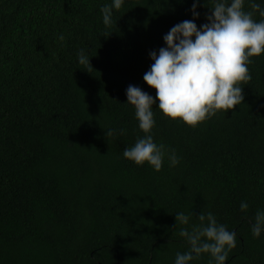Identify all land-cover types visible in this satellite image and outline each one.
Masks as SVG:
<instances>
[{
	"label": "trees",
	"instance_id": "trees-1",
	"mask_svg": "<svg viewBox=\"0 0 264 264\" xmlns=\"http://www.w3.org/2000/svg\"><path fill=\"white\" fill-rule=\"evenodd\" d=\"M111 2L0 0V264H175L189 249L179 212L196 215L190 225L210 212L237 234L226 264H264V233L251 231L264 210V55L242 104L196 127L154 105V140L180 163L136 165L123 151L144 133L126 90L155 98L149 53L193 19L194 0H125L106 27ZM211 6L200 0L198 28Z\"/></svg>",
	"mask_w": 264,
	"mask_h": 264
},
{
	"label": "clouds",
	"instance_id": "clouds-1",
	"mask_svg": "<svg viewBox=\"0 0 264 264\" xmlns=\"http://www.w3.org/2000/svg\"><path fill=\"white\" fill-rule=\"evenodd\" d=\"M210 3L207 23L199 28L195 23L200 17L197 11L200 0H194L190 10L193 19L173 26L163 37L166 46L158 53H149L154 63L143 79L156 90L155 98L137 86L129 85L126 90V104L134 107L138 127L144 133L123 151L124 158L136 165L147 163L159 172L166 158L172 167L180 163L175 150H168L154 140V105L158 104L157 108L172 120L196 127L244 100L243 85L252 79L248 67L251 58L264 55V6L256 0H210ZM124 4L125 0H112L101 7L106 27L113 23V11ZM60 39L64 37L61 35ZM78 61L91 66L84 50L78 52ZM106 134L113 137L115 131L108 129ZM248 207L246 202L240 205L241 211ZM193 216L196 215L184 212L175 215L177 225L189 226L179 232L189 249L176 254L175 264H193L204 254L210 256L211 264H226L229 253L237 247V234L218 223L210 212L200 213L199 223L190 225ZM251 231L256 238L264 233V210L256 212Z\"/></svg>",
	"mask_w": 264,
	"mask_h": 264
}]
</instances>
